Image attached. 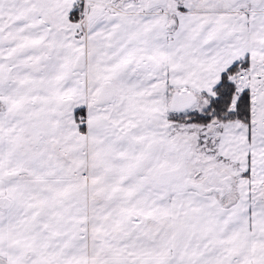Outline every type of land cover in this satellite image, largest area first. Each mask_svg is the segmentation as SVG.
<instances>
[{
    "label": "snow or ice",
    "instance_id": "6c2138e0",
    "mask_svg": "<svg viewBox=\"0 0 264 264\" xmlns=\"http://www.w3.org/2000/svg\"><path fill=\"white\" fill-rule=\"evenodd\" d=\"M0 264H264V0H0Z\"/></svg>",
    "mask_w": 264,
    "mask_h": 264
}]
</instances>
